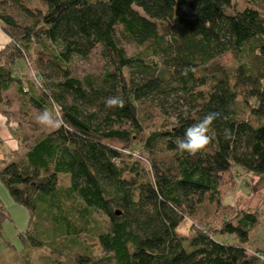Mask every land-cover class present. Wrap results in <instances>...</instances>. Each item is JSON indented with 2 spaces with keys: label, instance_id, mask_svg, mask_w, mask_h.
<instances>
[{
  "label": "trees",
  "instance_id": "trees-1",
  "mask_svg": "<svg viewBox=\"0 0 264 264\" xmlns=\"http://www.w3.org/2000/svg\"><path fill=\"white\" fill-rule=\"evenodd\" d=\"M45 1L0 0L9 38L0 48V114L8 117L2 92L13 85L42 110L54 105L63 120L31 143L19 140L20 157L0 141V180L29 211L21 243L58 250L64 237L73 251L65 264H136L139 253L148 264H264L263 250L245 246L255 214L228 215L220 192L222 172L233 167L264 175V15L232 9V0ZM120 39L161 60L126 54ZM97 45L107 66L79 79L73 57ZM27 51L34 64L22 77L15 65ZM226 52L234 65L212 61ZM162 95L174 102L165 107ZM113 96L123 108L106 106ZM155 99L165 116L148 127L140 104ZM209 112L219 113L210 144L195 156L179 151L177 138ZM215 211L222 216L212 224ZM8 217L0 200V231Z\"/></svg>",
  "mask_w": 264,
  "mask_h": 264
},
{
  "label": "rangeland",
  "instance_id": "rangeland-1",
  "mask_svg": "<svg viewBox=\"0 0 264 264\" xmlns=\"http://www.w3.org/2000/svg\"><path fill=\"white\" fill-rule=\"evenodd\" d=\"M26 5L31 7H45V0H21ZM20 2V0H19ZM21 3V2H20ZM244 6H250L257 8L261 14L264 15V5L260 2L254 3L250 0H232V9H242ZM17 11H20L17 9ZM124 52L129 55H137L139 59L143 61L153 60L159 62L160 57L158 54H153L145 46H137L132 42H127L120 39ZM28 59H19L15 65L16 74L24 77L27 73L31 75V71L28 66L32 68L34 64V54L31 51H27ZM236 58L231 52L217 55L212 61L225 68H228L236 63ZM208 62H202L198 67L207 66ZM73 71V74L79 79H82L85 75L99 74L107 66L105 57L101 54V46H95L92 51L86 57H73L71 64L69 65ZM157 66V70L159 69ZM209 73V70H206ZM136 78L143 75V72L135 71ZM24 84V83H23ZM25 88L27 85L24 84ZM181 94V93H180ZM163 96L165 107L168 104L173 103L172 96ZM3 106L8 109L7 116L0 114V141L2 145L7 146L10 151H14L15 156L20 157L25 151L19 145V140L23 144L24 142L31 143L34 136L42 131H50L54 128H45L41 126L37 120V115L43 110L37 106L31 104L28 100H23L17 92L16 87L11 85L6 91L2 92ZM140 104V113L145 119V124L148 127H153L154 123H157L163 116H165L158 107H155L154 103H158V100H153ZM162 110V109H161ZM172 111L171 106L167 109ZM52 111L57 113L54 105ZM247 114V113H245ZM246 116V115H245ZM247 117V116H246ZM26 145V144H25ZM4 150V148H3ZM221 199L224 203H228L231 206L232 211L227 212L228 215H232L237 210H246L253 212L256 218V223L250 231V237L245 243L248 251L252 250H264V175H254L253 173L246 172L238 167L226 170L221 174L220 183ZM0 200L2 201L5 211L8 214L2 223V229L0 231V264H65L68 262L70 253L69 250L72 247L71 243L65 242L64 237L55 240V243H59L58 250L52 249L51 245L35 246L32 242L27 240V244H22L18 234L21 231H26L29 223V211L28 209L15 201L5 184L0 180ZM227 210V209H226ZM210 221L215 224L220 220L221 212L211 213ZM101 218L100 216H98ZM186 228V227H183ZM182 228V229H183ZM222 239L226 242L236 243L232 236H225ZM94 249V247H93ZM99 252V249L96 250ZM148 256L145 253H139L136 256V264H148ZM71 263V262H69Z\"/></svg>",
  "mask_w": 264,
  "mask_h": 264
},
{
  "label": "clouds",
  "instance_id": "clouds-1",
  "mask_svg": "<svg viewBox=\"0 0 264 264\" xmlns=\"http://www.w3.org/2000/svg\"><path fill=\"white\" fill-rule=\"evenodd\" d=\"M33 77L39 86H43V79L33 72ZM106 106L108 108H123L124 100L122 97L113 96L106 99ZM185 118L188 116L189 108L184 105L181 109ZM219 117L217 112H209L199 122L188 126L182 138H177L176 147L179 151L185 152L191 156H195L198 152L204 150L212 141L213 137L209 134L210 127L214 120ZM37 122L45 128L58 129L62 126L63 120L60 115L52 110L44 109L36 117ZM175 126H179L178 119L173 120ZM232 135L231 131L225 129V138L228 139ZM264 259V257H261Z\"/></svg>",
  "mask_w": 264,
  "mask_h": 264
},
{
  "label": "crops",
  "instance_id": "crops-1",
  "mask_svg": "<svg viewBox=\"0 0 264 264\" xmlns=\"http://www.w3.org/2000/svg\"><path fill=\"white\" fill-rule=\"evenodd\" d=\"M8 41V36L0 29V48H2Z\"/></svg>",
  "mask_w": 264,
  "mask_h": 264
},
{
  "label": "built area",
  "instance_id": "built-area-1",
  "mask_svg": "<svg viewBox=\"0 0 264 264\" xmlns=\"http://www.w3.org/2000/svg\"><path fill=\"white\" fill-rule=\"evenodd\" d=\"M259 256H260V258L261 257H264V250L263 251H261V253H259ZM262 259V258H261ZM263 261H264V259H262Z\"/></svg>",
  "mask_w": 264,
  "mask_h": 264
},
{
  "label": "water",
  "instance_id": "water-1",
  "mask_svg": "<svg viewBox=\"0 0 264 264\" xmlns=\"http://www.w3.org/2000/svg\"><path fill=\"white\" fill-rule=\"evenodd\" d=\"M116 213H119L118 211Z\"/></svg>",
  "mask_w": 264,
  "mask_h": 264
}]
</instances>
